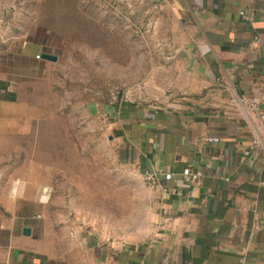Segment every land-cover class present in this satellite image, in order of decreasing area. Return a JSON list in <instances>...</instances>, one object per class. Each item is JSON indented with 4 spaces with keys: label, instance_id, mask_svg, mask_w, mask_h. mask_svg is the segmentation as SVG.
<instances>
[{
    "label": "rangeland",
    "instance_id": "rangeland-1",
    "mask_svg": "<svg viewBox=\"0 0 264 264\" xmlns=\"http://www.w3.org/2000/svg\"><path fill=\"white\" fill-rule=\"evenodd\" d=\"M168 6L0 0V223L33 221L49 264H108L109 247L153 233L158 197L110 138L104 111L159 103L172 88L190 33ZM43 52L57 60L37 59Z\"/></svg>",
    "mask_w": 264,
    "mask_h": 264
},
{
    "label": "crops",
    "instance_id": "crops-1",
    "mask_svg": "<svg viewBox=\"0 0 264 264\" xmlns=\"http://www.w3.org/2000/svg\"><path fill=\"white\" fill-rule=\"evenodd\" d=\"M163 1L190 33L172 88L159 103L104 111L124 160L159 174L147 188L158 197L156 226L145 241L109 247L108 264H264V151L245 153L260 124L239 101L264 109V0ZM35 229L0 223V264H49L53 251L38 249Z\"/></svg>",
    "mask_w": 264,
    "mask_h": 264
},
{
    "label": "built area",
    "instance_id": "built-area-1",
    "mask_svg": "<svg viewBox=\"0 0 264 264\" xmlns=\"http://www.w3.org/2000/svg\"><path fill=\"white\" fill-rule=\"evenodd\" d=\"M244 11H241V14H244ZM42 54H37L36 58L40 59ZM239 101L242 105L248 104V108L250 111L256 114V117L260 124V130L252 137L250 142V147L245 151L248 155L255 150L264 151V109L260 108L258 101L251 100L246 101L245 98H239ZM158 173L153 169H147L144 173H142V179L144 183L150 187L155 186L158 183ZM199 172H186L184 174V178L187 181H197L199 179ZM166 191H170L175 194H182V191L177 188H166ZM237 264H248L246 258L244 256L240 257Z\"/></svg>",
    "mask_w": 264,
    "mask_h": 264
},
{
    "label": "water",
    "instance_id": "water-1",
    "mask_svg": "<svg viewBox=\"0 0 264 264\" xmlns=\"http://www.w3.org/2000/svg\"><path fill=\"white\" fill-rule=\"evenodd\" d=\"M41 56L44 59H46V60H51V61H56L57 60V56L56 55H53L51 53L43 52ZM31 233H32V228L31 227L25 226L23 228V234L24 235L29 236V235H31Z\"/></svg>",
    "mask_w": 264,
    "mask_h": 264
}]
</instances>
